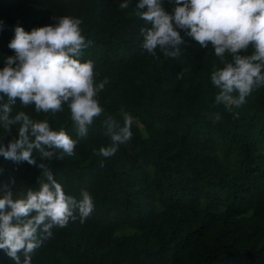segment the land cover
I'll return each instance as SVG.
<instances>
[{"label": "trees", "instance_id": "16d2710c", "mask_svg": "<svg viewBox=\"0 0 264 264\" xmlns=\"http://www.w3.org/2000/svg\"><path fill=\"white\" fill-rule=\"evenodd\" d=\"M118 3L0 0V63L14 54L7 46L13 26L30 31L74 16L89 42L80 60L93 61L94 84L106 81L95 97L103 111L84 136L66 104L37 112L17 98L12 106L10 115L46 119L76 141L72 155L57 148L50 158L37 150L33 156L66 194L80 198L86 189L94 202L83 222L77 212L66 226L53 227L31 253L32 264H264V84L244 104L225 108L215 101L220 89L210 79L224 65L210 42L201 48L181 31L178 57L159 47L153 56L142 47L140 29L151 24L138 15L136 0L127 9ZM163 6L173 7L169 0ZM252 52L249 45L240 54ZM124 112L134 117L132 138L104 157L99 148L111 140L103 121L111 116L123 126ZM16 128L0 129L5 144L17 138ZM0 170L14 198L46 181L43 170L26 161L0 157ZM0 264L14 261L0 250Z\"/></svg>", "mask_w": 264, "mask_h": 264}, {"label": "clouds", "instance_id": "9594fccd", "mask_svg": "<svg viewBox=\"0 0 264 264\" xmlns=\"http://www.w3.org/2000/svg\"><path fill=\"white\" fill-rule=\"evenodd\" d=\"M130 3L131 0H119L118 7L127 9ZM169 3L173 5L171 11L163 6L164 0H136L138 15L151 24L140 29L143 49L155 56L159 47L166 57L176 58L184 43L181 31L201 48L210 42L224 65L210 76L212 84L220 89L215 101L229 110L244 104L253 88L264 84V0ZM81 23L77 17L62 16L30 31L13 26L14 35L7 46L14 54L3 57L0 63V129L8 134L18 125L17 138L7 144L5 135L0 134V157L36 165L46 177L37 190L29 188L24 198H14L9 184L0 181V250L14 264H32L31 253L53 235V227L66 226L69 219H76L77 212L83 222L94 208L86 189L81 190L80 198L66 194L49 168L44 163L37 164L33 156L37 150L41 157L50 158L57 148L72 155L76 141L63 129L50 127L46 119H33L24 111L10 115L17 98L23 105H34L37 112L60 111L66 104L78 134H87L88 126L103 111L95 97L106 81L94 84L93 61L80 60L82 50L89 44L82 35ZM3 27L0 21V30ZM249 45L253 52L241 55ZM226 53L231 55V61L225 59ZM214 119H220L219 113ZM123 120L120 126L111 116L104 119L111 143L99 148L100 155H113L132 138L134 117L124 112Z\"/></svg>", "mask_w": 264, "mask_h": 264}]
</instances>
